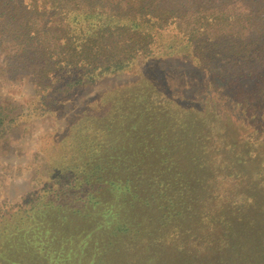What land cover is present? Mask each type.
<instances>
[{
	"label": "trees",
	"instance_id": "trees-1",
	"mask_svg": "<svg viewBox=\"0 0 264 264\" xmlns=\"http://www.w3.org/2000/svg\"><path fill=\"white\" fill-rule=\"evenodd\" d=\"M137 67L145 72L87 95ZM175 67L206 77L203 92L230 90L257 134L264 0H0V82L24 75L43 108L73 114L48 179L24 199L29 255L264 264V230L242 239L228 217L234 191L264 218V159L230 120L204 111V95L178 97L164 75ZM71 220L90 230L57 248L49 233Z\"/></svg>",
	"mask_w": 264,
	"mask_h": 264
},
{
	"label": "rangeland",
	"instance_id": "rangeland-1",
	"mask_svg": "<svg viewBox=\"0 0 264 264\" xmlns=\"http://www.w3.org/2000/svg\"><path fill=\"white\" fill-rule=\"evenodd\" d=\"M142 69L139 70L137 67V69L126 72L123 75L108 78L100 85L89 88L87 95L97 90L99 86L103 88L113 84L117 80L131 78L138 71L144 73L145 71ZM182 70L186 73L181 74ZM156 71L161 72L158 68H156ZM192 71L190 68L185 67L183 69L180 67L175 74L173 72L172 76L169 73L164 75L171 88H174L175 92L178 91V97L183 102L188 99L191 101L198 100L200 102L199 98L204 95L202 101L205 107L204 111L208 114L218 116L221 120H230L232 126L236 127L242 133V138L247 140L250 138L249 140H252V147L256 153L255 158L260 160L264 159V149L261 147L264 144V114L261 115L260 131L254 134L253 122L248 121L246 114L238 102L230 98V90L220 85L219 88H207L203 92L206 87V77L202 78L193 75ZM181 82H183V87L178 89L177 86ZM186 85L189 86L186 87ZM30 93H32L30 85H20L12 88L7 94L8 100H5V103L10 102L11 104L12 102V106L17 108L16 110L14 109V112L19 111L24 103V139L27 143L24 144L23 156L17 155L16 157L12 156L8 158L11 164H13V168L9 167L8 171L7 169L0 171V264H66V261L62 263V260L58 259L56 254L52 255V252H49L47 255L44 251L40 255H34L37 254L35 251L34 254L31 251L32 255L27 253L29 249H26L24 244L26 242V239L24 241V199L32 196L31 193L39 186L41 187L43 182L48 179L49 163L53 159L52 155L59 150L62 138L70 125L69 117L73 114L70 111V107L69 109H65L62 114H59L58 110H47V108L42 107L40 96L38 94L31 95ZM2 97L4 98L6 96L2 95ZM19 104L21 106H18ZM36 107L39 109L37 110ZM48 128H50L49 132H52L50 137L55 142H52L50 145L51 140L49 139L48 144L49 136L47 137V140L44 141V146H42L44 148L47 146L51 154L49 153L50 155L46 160L41 159L39 166H36L39 158L37 156L33 158L34 142L28 139L27 134L33 129L36 131L48 130ZM250 133L252 135H249ZM251 167L252 165H250V173L251 170L253 171ZM230 197L228 217L237 236L242 239H251L259 231H263L264 218L253 208L252 203H240L237 198L239 196L234 191H232ZM217 204L219 205V203ZM75 224L76 222L71 220V222H67L66 228L60 226L56 230L52 229L48 239L51 240V234L56 231L55 236L58 235L57 238H59L57 248L59 246L61 247L60 240L62 242V239L65 238H68L67 242L72 240L75 242L83 241V234H86L90 230V227L88 229L84 225V230H81L80 226L82 225L76 228ZM60 234L61 236L64 234L63 238L59 236ZM73 244L75 243H72L71 247H74ZM88 246L90 248L91 245ZM75 254L76 252L74 251ZM67 263L70 264V261Z\"/></svg>",
	"mask_w": 264,
	"mask_h": 264
},
{
	"label": "flooded vegetation",
	"instance_id": "flooded-vegetation-1",
	"mask_svg": "<svg viewBox=\"0 0 264 264\" xmlns=\"http://www.w3.org/2000/svg\"><path fill=\"white\" fill-rule=\"evenodd\" d=\"M16 84H7L0 82V118L2 116V119L0 120V171H4L5 169H9V167L13 168L11 162L8 160L9 157L12 156H23L24 155V144L27 143L24 139V103L22 106L19 104L18 106H21L20 110L17 112H14V108L12 106V102L5 103V100L7 101L8 97L7 94L10 92L12 88L18 87L20 85H30L32 89L31 95L36 94V91L34 90V86L27 82L24 75H19L16 79ZM2 95H5L6 97H2ZM8 109H11V111H7ZM38 110L39 108L36 107ZM22 111V112H20ZM14 112V113H13ZM5 119V120H4ZM26 128V127H25ZM49 129H43V130H36L33 129L32 131L27 134L28 139L32 140L34 142L33 144V158L37 156L39 158L37 160L36 166L40 164V160H46L47 157L51 154L47 146L44 148V141L47 140L48 137V144L49 141L50 145L53 141V139L50 137V134L52 132H49ZM50 139V140H49ZM43 145V146H42ZM55 146V143H54ZM50 153V154H49Z\"/></svg>",
	"mask_w": 264,
	"mask_h": 264
}]
</instances>
